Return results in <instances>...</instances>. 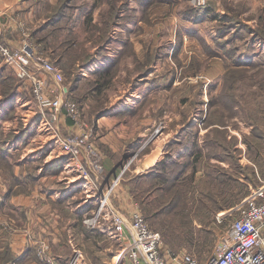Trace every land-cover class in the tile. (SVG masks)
Returning a JSON list of instances; mask_svg holds the SVG:
<instances>
[{"label": "rangeland", "instance_id": "obj_1", "mask_svg": "<svg viewBox=\"0 0 264 264\" xmlns=\"http://www.w3.org/2000/svg\"><path fill=\"white\" fill-rule=\"evenodd\" d=\"M129 2L128 0L126 5ZM35 3L36 0H33V4ZM102 3L97 0L75 1L77 5L84 4L85 8L89 6V11L86 10L83 12V17L81 16L84 22L91 17L95 19L86 26L88 32L81 21L75 23L73 28L75 41L84 43L83 46L91 53L92 58L88 63L92 61L89 65L93 69L88 68L90 72L88 71L87 66L85 67L88 63L80 66L77 75L79 74L82 80L76 91L70 95L71 98L66 97L69 81L62 74L66 88L64 99L76 104L80 120L88 127L89 141L100 158L101 169H98V166L94 168L90 166L85 158L79 161L63 152L61 143L70 133L71 122L65 119L62 112L58 121L47 125L29 92V86L22 79H17L14 85L15 88L17 86L20 94L11 101L5 100L0 105V155H4L7 162L10 161L14 165V173L21 180L18 185L24 186L26 192H19L14 185L16 193L12 194L9 200L3 201L2 205V196L7 191V185L3 183V176L0 173V227L4 234L0 240V250L4 251L7 248L14 256L22 257L25 246H32L37 260L21 264L32 262L92 264L86 255L88 251L86 249L85 252L82 244L84 234L80 231L76 232L73 227L72 223L76 216L82 220L86 228L99 232V237H95L99 247L94 255L102 264H113L114 258L117 259L114 260L115 264H120L121 261L125 263V258H128L127 241L110 236L112 232L109 221L100 217L99 222L94 227H90L84 223V219L93 216L98 208V190L106 192L115 185L117 178L118 183L109 195L108 207L119 210L127 217L135 211L143 215L130 192V188H140L141 182L137 183L138 187L128 186V182L137 174L159 170L154 166L159 161L163 162L165 152L163 158L147 168L138 169V161L145 159L150 148L158 145L156 142H166L169 137L164 143L165 150L166 145L179 134L186 122L189 125V129L183 133L186 144L191 142L202 144L206 135V139L215 140V128H217L223 132L221 136L230 138L231 143L228 147L230 148L232 144L239 150L233 152L235 155L233 158L210 160L220 171L227 172L235 179L233 191L240 192L244 197L233 207L222 209L211 216L210 223L206 227L211 232L209 237H212V241L205 251L199 252L195 244L174 251L170 246L162 243L169 251L167 252L170 257L186 252L195 256L197 264H206L215 246L228 230L232 218L236 217L235 213L244 199L264 186V153L262 152L260 161L255 162L248 156L245 143V136L251 135L253 127L249 124L247 115L238 107L229 111V100L225 97L226 77L228 78L230 69L244 68L247 73H255L258 68L264 70V0H180V3L174 5L172 3L162 5L156 0L153 11H133L123 8L119 14L126 20L121 19L125 20L124 23L121 22L122 25L120 20L118 21L120 25L117 24L118 22L113 24L108 39L103 42L106 51L97 56L94 55L99 51V47L96 48L94 43L96 27L92 25L100 24L102 15L109 9L107 3ZM231 10L239 19L236 28L234 23L228 26L223 23L225 15L232 14ZM39 14L43 19V9ZM45 22L43 19L41 23L45 24ZM41 23L37 25L40 26ZM126 24L129 25L125 26ZM29 26L30 32L33 33L35 28L32 24ZM117 30L122 32L115 33ZM90 33L94 34L91 39L88 38ZM133 34L135 35L132 36ZM42 52L54 64L47 52ZM234 52L242 56L241 63L238 64L232 59ZM146 53L154 54V57L143 74L153 81L135 90V79L142 72L140 67ZM105 68H109V72L101 73L100 69ZM14 71L0 64L1 76L12 77ZM96 81L102 85L95 87ZM144 99H149V103L141 111L140 108H143L144 103L139 104ZM214 101L219 104L222 101L225 118L222 124L216 125L211 119L212 124L207 126L208 114ZM7 105L12 109L4 111ZM3 114L6 116L3 117ZM35 114L41 115L38 122L33 121ZM37 126L40 128L39 133L35 131ZM22 128H28L25 138L19 135L16 136L17 139L6 138L10 130H14L16 135ZM261 130L264 132L263 129ZM179 152H183L182 147L175 148L171 152L168 162L178 161ZM61 155H68L69 158L62 167L58 168L56 177L53 178L54 172L47 170L45 173L44 169L53 158ZM83 156L87 157L85 153H82ZM188 160L185 158L178 164L183 166L191 162ZM190 171L191 169L187 168L183 177ZM29 173L36 180L35 183L27 180L26 174ZM200 176L201 173L196 174L197 178ZM143 181L144 187L152 183L151 179ZM32 193H37L40 203L46 202L45 205L49 207L42 204L35 208L32 206L31 214L35 217L26 219L23 215L24 209L17 205L18 200L12 202L11 199ZM137 193L135 190L134 194ZM152 195L155 196L153 192ZM90 198L92 199L88 200ZM33 204L35 205V199ZM64 210L68 215L64 214ZM51 213L58 214L60 218L58 224L61 227L66 226L65 230L60 228L55 234L56 240H53L51 235L56 225ZM219 214L222 217L221 222L216 220ZM148 225L156 230L155 224L149 222ZM193 226L197 229L199 223L194 221ZM156 232L159 233L158 230ZM21 233L25 237L28 236V240L18 254L11 245L17 234ZM64 234L67 235V244L53 248L52 243L62 240ZM168 236L170 239L169 234ZM41 246L45 248L42 249Z\"/></svg>", "mask_w": 264, "mask_h": 264}, {"label": "trees", "instance_id": "obj_2", "mask_svg": "<svg viewBox=\"0 0 264 264\" xmlns=\"http://www.w3.org/2000/svg\"><path fill=\"white\" fill-rule=\"evenodd\" d=\"M42 1L36 0L34 6L40 7L41 12L43 9V19L46 22L45 24L41 23L40 26L33 29L31 35L35 43L40 45L42 49L47 52L49 57L54 61V65L68 78L69 86L67 88L68 93L66 92V97L71 98L70 95L76 91V87H78L82 80L81 76L79 74L77 75L78 69L80 66L87 64L92 58L91 53L83 46L84 43L75 41L76 37L73 29L75 23L83 15V12L86 11V8L83 7L84 4H75L76 0H57L53 5L49 0ZM99 1H105L109 9L102 15V22H100V24L92 25V27H96L94 43H96V48L99 47V51L95 52L94 55L96 54L97 56L106 51L103 42L108 39L107 37L112 30L113 24L122 18L125 19L124 16H120L119 11L123 8H127L126 3L128 2V0ZM119 1H121V4L117 5ZM163 1L164 0H159L160 4H163ZM124 4L126 6H123ZM184 10H186V8H184ZM233 10L236 11L235 9ZM234 11H232V14L227 13L225 15L223 21L224 25L227 24L226 26H228V24L234 23V28H236V25L238 26L237 23L239 19ZM91 21L92 20L85 24L84 27L91 24ZM86 31L88 32L87 27ZM90 31H92V29H90ZM257 36L259 35L257 34ZM90 37H94V34L90 33L88 38L91 39ZM153 57L154 54L150 53H146L145 57H143L144 62H142L140 67L142 72H140L139 75L137 74L138 77L135 79V90L139 86H144L153 81L152 78H147L148 76L143 74V71L149 67V63L153 62ZM241 58V55H237L235 52L233 53L232 59L234 62L238 64L241 63ZM136 60L138 63V59ZM258 69L255 73L250 71V73H247V71H245L246 69L239 67L230 69L228 72V74H230L228 78L226 77L227 87L225 93V97L229 100V111L238 107L247 115L249 124L253 127L251 135L245 136V143L247 144L248 156L255 162H259L262 152L264 153V132L261 130H264V70L262 68L261 70ZM100 71L101 73L109 72V68L100 69ZM136 72H138L137 69ZM17 79L20 80L16 74L12 75V77L0 75V105L5 100L11 101V99L17 97L16 95L20 94L17 90V86L15 88V81ZM95 84V87L102 85V83H98V81H96ZM238 86H240V88L237 91ZM143 103L144 106L140 108L141 111L147 106L149 99H144L139 105ZM221 103L215 102L211 105L206 123L207 126L212 124L211 119L215 125L222 124V120L225 118V112L222 109L223 105ZM8 109L12 108L7 105V109L4 111ZM129 109L128 107V110ZM5 116L6 115L3 114V117ZM97 117L98 115L95 116V118ZM40 118L41 115L37 114L33 121L38 122ZM184 123L186 125L181 128L179 134L166 145L164 150L165 159L163 162L159 161L154 166L159 168V170L155 172L150 171L145 174H137L133 177L132 181L128 182V186L138 187L137 183L141 182L140 188H130V192L134 196L133 199L135 202L141 208L146 223L150 222L155 224V229L159 231L163 244H167L174 251L184 246L195 244L197 250L203 252L212 241V237H209L211 232L209 228L206 227V225L210 223L211 216L222 209L233 207L244 197L240 192L235 193L233 191L235 179L227 172L220 171L210 160L212 158L218 160L233 158L235 157L233 152H239V150L233 147L232 144L229 148L228 144L231 143L230 138L221 136L223 132L217 128H215V140L212 138L206 139V135L202 144H198L197 142L186 144L183 140V133L189 129V125L186 122ZM13 131L10 130L7 132V139L13 137V139H17L16 136L18 135L25 138L28 128H22L20 133L16 135H14L16 132ZM233 139L235 140V138ZM178 147L183 148V152H179L180 154L178 153L180 155L178 161L171 160L168 162L169 160L167 159L171 158V152ZM228 149L229 151H227ZM204 151L206 152L204 153ZM6 152L5 150L4 153ZM184 156L191 162L180 166L178 163H182L179 161L185 159ZM68 158V155H61L53 158L49 162L50 164L46 165L47 168L44 169L45 173H47V170H52L54 172L53 178H55L58 168L62 167ZM169 163H172V165ZM187 168H190L191 171L188 175L183 177ZM0 173L3 176V183L7 185V191L4 192L2 196V205L3 201L9 200L13 196L12 194L16 193L15 186L17 187L16 190L19 192H26L24 186L20 187L18 185L21 180L18 179L19 177L14 173V165L10 161L7 162L4 155H0ZM197 173H201L200 178L196 177ZM26 177L27 180L35 183L36 180H34L33 175L29 173L26 174ZM147 179H151L152 183L144 187L143 180ZM135 190L138 192V197L134 194ZM152 192L155 196L152 195ZM91 199L92 198L88 200ZM85 207H87V205H85ZM64 212V214L68 215L65 210ZM76 218L75 216V220L72 224L76 232L80 231L84 234L82 244L85 248V252L86 249L88 251L86 254L87 258L92 264H102L98 257L94 255L99 247V244L95 241V237H99V232L86 228L82 224V220L78 218V220H76ZM194 221L199 223V228L196 229L193 226ZM1 229L0 227V240L4 235ZM168 234L171 237L170 239ZM99 240H101V237ZM67 241V235L64 234V238L58 241L59 243H52V247H63L67 244ZM68 256L69 254L64 259L67 260ZM35 259L34 248L30 245L25 246L22 257L21 255L19 257L14 256L7 248L4 251L0 250V264H21L32 260L35 261ZM38 264H42V262H38Z\"/></svg>", "mask_w": 264, "mask_h": 264}, {"label": "built area", "instance_id": "obj_3", "mask_svg": "<svg viewBox=\"0 0 264 264\" xmlns=\"http://www.w3.org/2000/svg\"><path fill=\"white\" fill-rule=\"evenodd\" d=\"M16 27L20 40L13 47L3 37L8 27L0 14V64L15 70L14 74L27 83L47 125L58 121L62 112L71 122L70 133L61 143L63 152L79 161L85 158L90 166L101 169L100 158L89 141L88 127L80 120L76 104L64 99L66 88L61 71L35 43L26 21L18 20ZM82 153L87 157H82ZM114 183H118V178ZM114 186L106 192L98 190V208L93 216L84 219L87 226L94 227L100 217L107 219L115 237L127 241L129 264H197L191 253L170 257L163 247L161 235L148 226L139 211L127 217L119 210L109 208V195ZM235 214L206 264H264V186L246 197ZM220 215L216 217L218 222L222 220ZM48 259L50 261L49 256Z\"/></svg>", "mask_w": 264, "mask_h": 264}, {"label": "crops", "instance_id": "obj_4", "mask_svg": "<svg viewBox=\"0 0 264 264\" xmlns=\"http://www.w3.org/2000/svg\"><path fill=\"white\" fill-rule=\"evenodd\" d=\"M50 1H51L52 5H53V3L56 2V0H50ZM129 1L130 2L128 3L127 8H129L133 11H138V10L153 11L155 9L154 4H155L156 0H129ZM97 2H99V0H97ZM163 2L164 3L162 5H171V3H172V5H174V3L175 4L180 3V0H177L176 2L174 0H164ZM117 3H118V5H120L121 1H119ZM102 4H106V2L104 1ZM86 8H87L86 10H88L89 6ZM160 9H162V8H160ZM164 9H166V8L164 7ZM40 11H41V8L36 6V5L34 6L33 0H0V14H1V17H2L4 24L6 25V27H8V28H6L7 32H5V34L3 36L5 41L13 47L18 45L20 38L18 35V29L16 27V22L18 20H24L28 24H32L33 28H35V26L37 24L43 22L42 16L39 14ZM83 15H84V13H83ZM83 15H82V17H83ZM39 16H40V19H39ZM91 16H89V17H91ZM82 17H80V19L77 22L81 21V23H83V26L85 24H87L90 20L94 19V17H91L92 19L89 18L88 20H86L84 22ZM125 20H120V24H121V22H123ZM117 24H119V22ZM129 24H126L125 26H128ZM139 24H140V22H139ZM37 27H38V25H37ZM119 31L120 30H117L115 33H121L122 32V30L120 32ZM134 35L135 34H133L132 36H134ZM132 36L130 37L131 40H132ZM91 63H92V61L90 63H88V65H85V67L87 66V69L88 68L93 69V67L91 65H89ZM88 71H89V69H88ZM40 124H41V122H40ZM40 124H39V126H40ZM43 126L48 127L46 125H43ZM64 128H65V123H64ZM39 129L40 128H38V126H37L35 131L37 133H39V131H40ZM168 140H169V137L167 138L166 142ZM166 142L165 141L159 142V143L156 142L158 145H156V147L150 148V152L147 153L145 159L142 161H140V160L138 161V164H137L138 169L147 168V167L151 166L152 164H154L155 162L159 161L160 158H163L164 157L163 156L164 155L163 147L165 145L164 143H166ZM0 187H1V185H0ZM36 194L37 193H32L31 195H24L23 197H18V198L14 197L11 199L12 202L15 200H18L17 205H19L20 207H22L24 209L23 215L26 217V219H33L35 217V215L31 214V212H32L31 209L33 207L35 208L41 204L45 207H49V205H45V204H47L46 202L40 203L39 198ZM34 199H35V205L33 204ZM51 214L54 217V219L56 220V221L54 220L56 225H54V228H53L54 232L51 233V235H53L52 239L56 240L57 237L55 234H57L59 232L58 230H60V228L65 230L66 226L65 227L63 226L64 227L63 228L58 224V222L60 221L58 214H54V213H51ZM39 215L37 216L38 218L41 216V215L40 216ZM27 223H28V221H27ZM110 236H112L113 238H116L113 233H110ZM15 238L16 239L14 240V243H12L11 247L13 250L17 251L19 254L20 251L22 250V248L24 247L25 243L27 242L28 236L25 237V235L23 233H21V234H17V236ZM13 245H15V247ZM114 260H117V259L114 258ZM114 260H113V264H115ZM121 263H124V262L121 261L120 264ZM128 263H129V258H125L124 264H128ZM30 264H37V263L32 262Z\"/></svg>", "mask_w": 264, "mask_h": 264}]
</instances>
